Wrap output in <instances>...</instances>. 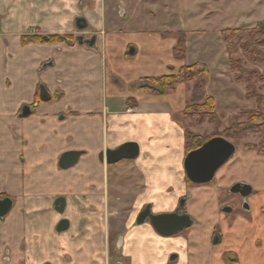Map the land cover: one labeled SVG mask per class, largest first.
I'll use <instances>...</instances> for the list:
<instances>
[{"label":"crops","instance_id":"1","mask_svg":"<svg viewBox=\"0 0 264 264\" xmlns=\"http://www.w3.org/2000/svg\"><path fill=\"white\" fill-rule=\"evenodd\" d=\"M230 1L247 4L234 28L264 22V0H0V195L14 201L0 225V264L5 250L6 264H105L107 234L122 215L112 202L123 199L134 201L119 243L123 263L167 264L175 253V264H225L228 253L236 264H264L260 204L250 201L244 210L252 219L223 213L225 204L219 206L212 184L187 183L183 160L189 120L183 111L193 83L162 96L139 86L200 65L209 73L205 90L220 119L254 110L255 100L246 98L245 84L230 71L220 35L229 27L214 24L215 13L206 12L212 4ZM184 5L200 10L189 17L180 12L175 16L183 26L168 27L171 11ZM78 19L88 25L84 34L97 36L95 49L21 42L26 36L78 35ZM179 34L186 52L176 60ZM31 105V114L20 117ZM125 143L138 145L137 159L121 165L99 160L100 153ZM71 151L82 153L78 162L60 169V156ZM58 197L68 199L63 217L52 211ZM72 198L81 201L82 211ZM182 200L194 223L174 238L158 234L147 221L135 225L143 207L168 214ZM66 217L69 232H55ZM79 221L84 226L77 233ZM54 246L60 250L47 257L42 248ZM64 253L71 262L62 259Z\"/></svg>","mask_w":264,"mask_h":264},{"label":"rangeland","instance_id":"2","mask_svg":"<svg viewBox=\"0 0 264 264\" xmlns=\"http://www.w3.org/2000/svg\"><path fill=\"white\" fill-rule=\"evenodd\" d=\"M246 2H235L232 4L230 1L228 5L224 3L212 4L209 6L208 11H212L214 16L212 20L214 24L218 25H227L225 27L234 28L235 26H239L235 22V20L239 17L242 13V9L246 7ZM171 10V9H170ZM176 11H171V20H169L168 27L172 29H179L181 26V21L179 19V14L182 12L183 16L189 17L188 15L192 12H198L200 9L198 7H188L185 6L183 9L176 8ZM180 10V11H179ZM197 14V13H196ZM178 15V16H175ZM77 21V20H76ZM228 23V24H226ZM88 30V25L86 24V28L82 31L77 29L76 22H75V31L78 32V35L66 34V35H51V36H32L33 38H29L28 36L22 39L23 44L28 43H35V44H46V43H63L67 46L79 45L85 46L88 49H95V44L97 40L96 35L87 36L83 33V31ZM82 37V40L79 38ZM92 38H95L94 44L92 47H89L85 44H80V41H90ZM234 59H241V66L246 69H252L254 66L251 65L247 59L243 56L241 52L232 56ZM49 63H47L48 65ZM258 71L264 74V65H260L257 67ZM115 83H117V79H113ZM255 92L259 95H262L264 98V85L260 83H255ZM44 94L43 89H39L40 96ZM38 98V97H37ZM56 98H60V95H57ZM255 100V99H253ZM38 102V99H37ZM256 103V100H255ZM257 106V105H256ZM33 108V105L31 107ZM261 113L264 115V104L261 106L260 109ZM236 117L235 119H233ZM187 119V118H186ZM189 122L187 126L189 128L186 129L192 136H197L201 140H209L214 137H222L225 138L227 141L232 143L235 146V153L231 157V159L216 173L215 179L210 185L214 186L215 190L218 193L219 198V206H230V212L228 214H243L244 209L242 208V199L238 195L231 194L229 189L237 182L243 181L244 184H248L252 188L251 195L247 198L246 204L249 206L250 201H255L257 205L263 208L261 209L264 212V127L260 130H255V132L246 133L244 135L235 134L233 131L234 129H229L232 122L235 125H239L240 123H246L248 118L242 117L241 115L237 114L232 118H223L220 119L219 117L210 122L208 120H204L203 123L195 125L193 121ZM233 125V124H232ZM256 125H260V123H256ZM186 127V126H185ZM234 128V127H233ZM123 164V163H122ZM242 182V183H243ZM4 196L3 194H1ZM118 204H116V203ZM112 202L113 207L121 210L122 217L118 221H113L111 230L107 234L106 237V248H105V256L106 261L105 264H126L123 263L121 260V256L119 255V244L118 241L120 237L123 236V228L125 224V219L127 214L132 208L133 200L132 199H123V200H115ZM252 213H245L244 217L252 219ZM43 216V214H42ZM43 221L45 220L44 216L42 217ZM63 230V229H62ZM60 231V230H59ZM58 231V232H59ZM176 236V235H175ZM174 238V236H170ZM176 238V237H175ZM55 244V242H53ZM51 248V247H50ZM50 248H42V251L48 253L50 257L53 256V252L56 250H60L58 247L54 246ZM262 249V245L259 246ZM159 251V250H158ZM175 253L170 255V258L175 257ZM46 259V257H45ZM44 259V260H45ZM121 261V262H120ZM120 262V263H119ZM51 263V262H50ZM167 264H175V261L167 260ZM178 264V262H177Z\"/></svg>","mask_w":264,"mask_h":264},{"label":"trees","instance_id":"3","mask_svg":"<svg viewBox=\"0 0 264 264\" xmlns=\"http://www.w3.org/2000/svg\"><path fill=\"white\" fill-rule=\"evenodd\" d=\"M220 35L229 56L228 63L230 71L234 75V80L245 84L246 98L255 99L257 105L252 111L239 112V115L248 118V121L235 126L234 122H232L228 130L234 129L233 132L240 135L255 132V130H260L264 127V115L260 111L261 106L264 104V98L254 90L255 83L264 85V74H261L257 68L260 65H264V22L252 28L224 29L220 32ZM185 52L184 37L183 34H179L177 43L173 48V57L176 60L183 59ZM238 52H241L247 61L254 66L252 69H244L240 64L241 59L232 57ZM208 78L209 73L204 66L191 65L181 68L177 74L143 80L139 86L147 94L162 96L173 91L182 83L192 82V95L186 104L183 115L185 118L190 119L191 122L193 121L195 125H198L203 123L204 120L213 122L218 118L214 109L213 99L206 94L205 87ZM256 123H260V125H256ZM206 141L185 132L186 154L196 150ZM187 183L193 185L188 180ZM232 257L231 254L225 253L223 255L225 264H236V259Z\"/></svg>","mask_w":264,"mask_h":264},{"label":"water","instance_id":"4","mask_svg":"<svg viewBox=\"0 0 264 264\" xmlns=\"http://www.w3.org/2000/svg\"><path fill=\"white\" fill-rule=\"evenodd\" d=\"M77 29L82 31L86 28L84 20L78 19L76 21ZM82 40V37L79 38ZM95 38L90 41H80V44H85L92 47ZM31 114L29 107H23L20 117L26 118ZM235 146L222 137H214L204 142L196 150L190 151L185 155L183 160V170L187 180L195 185H206L211 183L217 171L223 167L234 155ZM81 152L71 151L62 154L58 161V166L62 170H67L73 167L79 160ZM139 156V147L135 143H125L119 146L115 150L105 151V164L115 165L123 160H135ZM104 153L100 154L99 159L103 162ZM229 192L231 194L240 195L244 210H249V206L246 204L247 198L252 193V188L248 184L237 183L234 184ZM12 202L9 198L0 200V219L5 217L10 209ZM184 200L180 201L179 207L173 213L153 215L149 211V205L145 207V210L139 213L136 218L135 225H142L146 219L150 220L151 227L160 235L173 236L181 231L190 228L193 225V220L189 215L182 213ZM226 213L230 212V209L225 210ZM121 241V237L118 244ZM218 238L214 240V244H217ZM120 248V245H119ZM172 257L171 260H174Z\"/></svg>","mask_w":264,"mask_h":264},{"label":"flooded vegetation","instance_id":"5","mask_svg":"<svg viewBox=\"0 0 264 264\" xmlns=\"http://www.w3.org/2000/svg\"><path fill=\"white\" fill-rule=\"evenodd\" d=\"M117 149V148H116ZM107 150H110V149H107ZM106 150V151H107ZM112 150H115V149H112ZM102 153H104V157H103V162L105 163V161H106V158H105V151L104 152H102ZM102 153H100V154H102ZM100 156V155H99ZM100 160V159H99ZM132 161H134V160H123V161H121V162H119V163H117V164H115V165H121L122 163H130V162H132ZM235 184H237V183H235ZM234 195H238V194H234ZM238 196H240V195H238ZM5 198H8L7 196H2V195H0V200H3V199H5ZM241 198V197H240ZM10 199V198H9ZM11 200V199H10ZM11 202H12V205H11V209H10V211H9V213L5 216V217H3V218H1L0 219V225L1 226H3L5 223H6V219H7V217L10 215V213L12 212V210L14 209V201H12L11 200ZM70 202H72L73 203V206H74V208L77 210V211H82L83 210V205H82V203H81V201L79 200V199H71V201ZM68 199L66 198V197H58L56 200H55V202L53 203V205H52V211L54 212V214H60V216L61 217H63V216H65V215H67V211H68ZM242 204H243V201H242ZM146 207V206H145ZM145 207H143V209L139 212V213H141L142 211H144L145 210ZM179 207V206H178ZM178 207L175 209V210H177L178 209ZM228 207H230V206H224L223 208H222V212L223 213H226L225 212V210L226 209H229ZM73 210V209H72ZM174 210V211H175ZM149 211H150V213L151 214H153V215H155L154 213H152V208H151V206H149ZM72 212H70V214H71ZM173 213V212H172ZM182 213L183 214H185V211H184V209H182ZM139 215V214H138ZM146 221L149 223L150 222V220L147 218L146 219ZM150 224V223H149ZM71 219L68 217H66V218H61L60 219V221L55 225V227H54V230H55V232L56 231H59V230H62V229H67L66 231H65V233L66 232H69V230L71 229ZM83 226H84V222L83 221H79L78 223H77V233L79 232V231H81L82 230V228H83ZM178 234V233H177ZM177 234H175V235H177ZM174 235V236H175ZM215 245H217V244H215ZM21 250H23V246H21ZM62 259L63 260H65V261H68L67 263H69V262H71L72 261V258L67 254V253H64L63 255H62ZM10 262V255H9V251H7V250H5L4 251V253H3V255H2V257H1V263H3V264H6V263H9ZM121 262V261H120ZM119 262V263H120ZM20 264H23V262H21ZM43 264H52V263H50V261H45Z\"/></svg>","mask_w":264,"mask_h":264}]
</instances>
